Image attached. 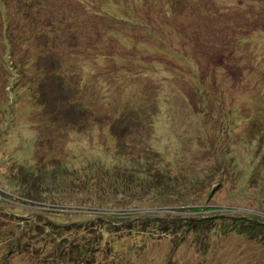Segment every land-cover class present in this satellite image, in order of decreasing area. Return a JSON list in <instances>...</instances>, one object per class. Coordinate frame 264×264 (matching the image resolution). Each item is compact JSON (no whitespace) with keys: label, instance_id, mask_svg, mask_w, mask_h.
Returning a JSON list of instances; mask_svg holds the SVG:
<instances>
[{"label":"rangeland","instance_id":"rangeland-1","mask_svg":"<svg viewBox=\"0 0 264 264\" xmlns=\"http://www.w3.org/2000/svg\"><path fill=\"white\" fill-rule=\"evenodd\" d=\"M109 1L1 0L4 264H264V0Z\"/></svg>","mask_w":264,"mask_h":264},{"label":"trees","instance_id":"trees-1","mask_svg":"<svg viewBox=\"0 0 264 264\" xmlns=\"http://www.w3.org/2000/svg\"><path fill=\"white\" fill-rule=\"evenodd\" d=\"M100 4L97 5V9L94 8V9H91V6H90V10L89 11H85L84 9H88L87 6L85 5L83 8H80L82 9L81 12L84 14V15H88L86 12H92L94 11L93 14H96L97 10H100L102 12H107V8H106V5L108 6L109 5V0H99ZM2 2L0 0V6H1ZM112 4V2H111ZM124 3L120 4V6L122 7H125L123 6ZM100 6V7H98ZM1 8V7H0ZM61 10V8H59ZM1 11V10H0ZM55 11V9H54ZM62 14V16H64V13H63V10H61L60 12ZM60 13H50L49 15H58ZM48 15V16H49ZM116 18V17H115ZM117 19H121V21H126L125 18H121V16L117 17ZM43 21V19H41ZM8 211V213H7ZM0 213L4 214V215H9L11 216L12 218H16V216L18 214H15V212L11 211L10 209L6 208V207H3L1 204H0ZM18 219V217H17ZM55 221L53 219H50L48 218V221L46 222L48 226H51V227H56L55 226ZM255 226H261L264 224V222H258V221H255V220H252L251 221ZM20 222L16 221V222H13L12 225L10 224V221L7 220L5 222V224H10L11 226H8L9 228L5 227V229L1 228L0 227V244L1 243H5L4 245L0 246V247H3L4 248V252L2 253V257H0V264H4L6 261H7V258L8 256L12 255V254H15L17 253L18 251H21V250H26L27 248V245L28 243H25V242H19L18 241V237H20L21 234L18 233V235L16 234V230L15 228L13 227L15 224H19ZM243 225H249L246 222H243ZM194 228H197L196 226H194ZM250 231V227L247 229V232ZM6 246V248L4 247ZM63 248V247H62Z\"/></svg>","mask_w":264,"mask_h":264}]
</instances>
